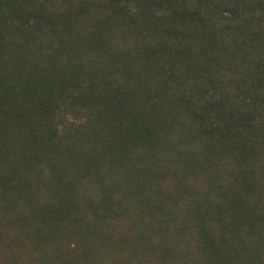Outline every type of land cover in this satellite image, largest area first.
<instances>
[{"label":"trees","instance_id":"trees-1","mask_svg":"<svg viewBox=\"0 0 264 264\" xmlns=\"http://www.w3.org/2000/svg\"><path fill=\"white\" fill-rule=\"evenodd\" d=\"M0 264H264V0H0Z\"/></svg>","mask_w":264,"mask_h":264}]
</instances>
